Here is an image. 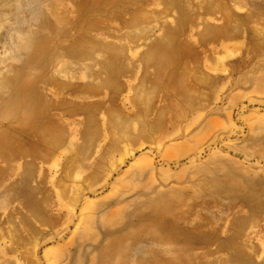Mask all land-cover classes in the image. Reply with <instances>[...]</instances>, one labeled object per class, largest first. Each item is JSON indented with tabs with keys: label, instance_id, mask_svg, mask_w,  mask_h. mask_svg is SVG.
<instances>
[{
	"label": "rangeland",
	"instance_id": "obj_1",
	"mask_svg": "<svg viewBox=\"0 0 264 264\" xmlns=\"http://www.w3.org/2000/svg\"><path fill=\"white\" fill-rule=\"evenodd\" d=\"M114 261L264 264V0H0V264Z\"/></svg>",
	"mask_w": 264,
	"mask_h": 264
},
{
	"label": "bare ground",
	"instance_id": "obj_2",
	"mask_svg": "<svg viewBox=\"0 0 264 264\" xmlns=\"http://www.w3.org/2000/svg\"><path fill=\"white\" fill-rule=\"evenodd\" d=\"M123 252H126L125 250H123ZM112 264H122V262L119 261H114Z\"/></svg>",
	"mask_w": 264,
	"mask_h": 264
}]
</instances>
